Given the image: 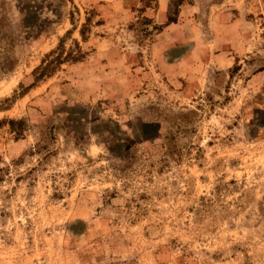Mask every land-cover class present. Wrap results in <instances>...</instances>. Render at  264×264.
<instances>
[{"label":"rangeland","instance_id":"rangeland-1","mask_svg":"<svg viewBox=\"0 0 264 264\" xmlns=\"http://www.w3.org/2000/svg\"><path fill=\"white\" fill-rule=\"evenodd\" d=\"M0 121V264H264V0H0Z\"/></svg>","mask_w":264,"mask_h":264},{"label":"trees","instance_id":"trees-1","mask_svg":"<svg viewBox=\"0 0 264 264\" xmlns=\"http://www.w3.org/2000/svg\"><path fill=\"white\" fill-rule=\"evenodd\" d=\"M180 1L181 0H178V3ZM89 22H90L89 17H86L85 22H83L81 25L79 32H80V35L82 38H84V35L87 31ZM61 46H62V38H61L56 50H53L49 54H47V56L41 61V64L33 70V76L35 79H40L43 76L50 75L54 71L56 66L61 64L62 62H65V61L76 62V61L81 60L84 57L83 52L79 48L75 52H73L72 50L61 51ZM5 122H7L9 124L12 131L15 132L17 135L21 134V132L14 129V124L20 125L23 123L22 120H20V119H7V121H5ZM0 124H1V121H0ZM1 170H2V168H0V171ZM0 180H1V175H0Z\"/></svg>","mask_w":264,"mask_h":264}]
</instances>
